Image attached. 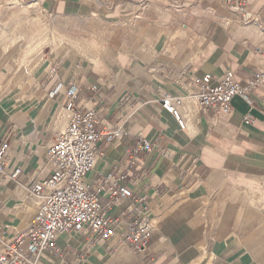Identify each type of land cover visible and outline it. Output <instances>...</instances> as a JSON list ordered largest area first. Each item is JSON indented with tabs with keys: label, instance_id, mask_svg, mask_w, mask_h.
Segmentation results:
<instances>
[{
	"label": "crops",
	"instance_id": "0c3cea01",
	"mask_svg": "<svg viewBox=\"0 0 264 264\" xmlns=\"http://www.w3.org/2000/svg\"><path fill=\"white\" fill-rule=\"evenodd\" d=\"M199 2L197 9L183 5L185 18L159 21V0H37L41 26L47 21L68 41L85 43V53L68 58L47 48L44 31L38 39L44 43L29 53L28 20L14 16L20 8L0 16V139H9L23 174L45 178L50 172L45 151L69 115L63 96L47 93L61 82L96 111L97 128L118 122L125 129L119 139L97 142L87 181L130 168L129 185L146 196L147 213L156 220L141 253L59 233V245L84 250V264H264V85L249 101L234 96L228 115L202 109L192 95L206 74L219 77L230 68L244 81L264 67V7H251L243 23L226 0ZM163 96L178 101L184 129L163 109ZM136 137L152 147L131 157ZM24 175L0 179V226L11 234L27 222L5 219L34 203ZM131 204L116 202L110 215L119 217Z\"/></svg>",
	"mask_w": 264,
	"mask_h": 264
},
{
	"label": "built area",
	"instance_id": "2783aa9c",
	"mask_svg": "<svg viewBox=\"0 0 264 264\" xmlns=\"http://www.w3.org/2000/svg\"><path fill=\"white\" fill-rule=\"evenodd\" d=\"M185 3L188 9L200 7L199 0H178L176 7L184 9ZM254 3L260 8L264 0H226V6L236 11L243 23L250 19L248 11ZM188 15L187 11L182 18ZM213 78L216 83L210 84ZM195 83L198 88L192 95L199 107L228 115L234 96L249 101L264 85V67L244 81L227 68L219 77L206 74ZM58 94L64 98L69 117L66 128L46 148L50 172L45 178H38L35 171L24 175L9 139H0V179L19 181L24 175L27 196L36 199V212L24 229L11 234L0 226V264H84V250L69 245L60 247L56 242L59 233L76 234L90 242L108 241L111 249L126 245L141 253L156 229L155 218L147 213L146 196L135 195L129 185L133 175L130 168L113 169L91 183L87 181L95 165L97 142L119 139L125 129L118 122L106 130L97 128L96 111L80 105L73 90L61 82L53 84L47 93L50 99ZM176 103L167 96L161 98L163 109L184 129ZM244 121L252 122L249 116ZM151 147L150 141L136 137L130 156L149 152ZM124 199H131L132 204L119 217H112L111 208ZM43 253H50L58 261L45 260Z\"/></svg>",
	"mask_w": 264,
	"mask_h": 264
},
{
	"label": "rangeland",
	"instance_id": "374dc122",
	"mask_svg": "<svg viewBox=\"0 0 264 264\" xmlns=\"http://www.w3.org/2000/svg\"><path fill=\"white\" fill-rule=\"evenodd\" d=\"M36 1L37 0H29V2H23L22 0H0V16H1V14L3 12H6L5 11L6 8H8L10 6H13L14 10H17V8H20L19 11L15 12L14 16L23 17V19L28 20L29 33L27 35L26 31H24L23 32V37H24V39H27V38L29 39L28 43L27 42L24 43V45H25L26 49H28L29 53L31 51H33V50L36 51L38 46L44 43V42H39L38 41V39L41 36V32L42 31H44L43 33L45 34V39H46L45 44L47 45V48L48 47L49 48L53 47V49L57 53H60L62 51L63 55L65 57H67V58L70 56L69 55L70 53L74 54L73 57H76V55H80L82 53H85V51H86L85 50L86 48L84 46L85 43H81L79 41H77V42L68 41L69 40L68 36H67L68 34H66L63 31L52 29V26L48 25L47 21L45 22L44 26L43 25L41 26V24H39V20L37 19L38 16L34 15V14H36L38 12V10H37L38 8H33V7H35L34 2H36ZM159 1H160V6L159 7L162 8V9H160V8L158 9L159 21H165L168 18H170V19H172V18H177V19L178 18H182V15L187 12L186 9H181V8H177V7H171L170 5L166 6L165 4L162 5L161 3H163V0H159ZM28 4H31V5H29L27 7ZM252 7L256 8L257 10H259V9L261 10L264 7V5L259 8L258 4L254 3L252 5ZM33 17H35V19ZM41 21H42V24H43L44 23L43 21H45V20H43V18H42ZM21 28H23V27L21 26ZM16 31L17 30H16V27H15L13 32H16ZM14 37H16V33H14ZM72 46H73L74 50L69 52L70 50H72V48H71ZM77 50H79V52ZM80 50H82V51H80ZM39 58H41V55H39L37 57V59H39ZM37 59H33V60L35 61ZM20 70H21V65H17V67H16V69L14 71L15 75ZM28 198L29 199H33V202H34V198H30V197H28ZM34 204L35 203H29V206L27 205V208H26L25 211H23V212H14L12 217H9V219H5V220L13 221L14 217L17 216V217H20L23 222L26 221L27 225H28L30 220H31L30 214L34 212ZM57 244H58V241H57ZM64 246H66V245H64ZM64 246H60V247H64Z\"/></svg>",
	"mask_w": 264,
	"mask_h": 264
},
{
	"label": "bare ground",
	"instance_id": "6f19581e",
	"mask_svg": "<svg viewBox=\"0 0 264 264\" xmlns=\"http://www.w3.org/2000/svg\"><path fill=\"white\" fill-rule=\"evenodd\" d=\"M30 5H31V4H30ZM34 203H35V204H34V212H36V211H35V209H36V199H34ZM34 212H33V213H34ZM30 222H31V220H30ZM30 222H29V223H30ZM7 229H10V230H11V228H9V227H7ZM68 237H69V236H68ZM69 238L71 239V237H69ZM57 239H58V238H56V242L58 241ZM72 240H73V239H72ZM59 246H61V245H59ZM44 254H46V253H43V255H44ZM54 261L57 262L58 260H54Z\"/></svg>",
	"mask_w": 264,
	"mask_h": 264
}]
</instances>
